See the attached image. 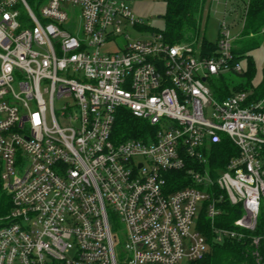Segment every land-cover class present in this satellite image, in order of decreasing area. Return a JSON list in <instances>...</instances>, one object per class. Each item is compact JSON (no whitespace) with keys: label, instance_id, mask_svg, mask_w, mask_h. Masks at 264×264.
Listing matches in <instances>:
<instances>
[{"label":"built area","instance_id":"obj_1","mask_svg":"<svg viewBox=\"0 0 264 264\" xmlns=\"http://www.w3.org/2000/svg\"><path fill=\"white\" fill-rule=\"evenodd\" d=\"M127 1L0 0V264L188 263L260 224L264 254V95L208 85L243 71L229 25L206 55L145 31ZM249 2L229 0L243 22ZM121 108L151 131L120 139ZM226 206L233 227L214 226Z\"/></svg>","mask_w":264,"mask_h":264},{"label":"trees","instance_id":"obj_2","mask_svg":"<svg viewBox=\"0 0 264 264\" xmlns=\"http://www.w3.org/2000/svg\"><path fill=\"white\" fill-rule=\"evenodd\" d=\"M233 2L243 0H232ZM28 7L36 12L45 0H25ZM166 7L163 16L164 29L161 32L164 41L173 43H199L202 53H210L215 48V42H210L201 35V23L203 11L206 8L207 0H165ZM240 3H238V6ZM209 6V5H208ZM240 12V10H236ZM240 15V14H239ZM264 42V0H250L243 28L240 35L233 41V62H239L240 58L246 57L247 69L241 73L227 71L209 80V87L216 99H223L231 93L239 90L252 91L253 98L264 95V73L261 82L253 86L251 79L254 71L253 62L249 52ZM237 78H241V82ZM235 82V83H234ZM231 86V87H230ZM232 90V91H231ZM150 126L135 117L125 108L119 109L115 121V133L120 139L142 137L149 132ZM220 161L227 158V154L220 150L224 146L217 145ZM230 148V147H228ZM177 178L183 176L178 172ZM174 185L179 187L184 183ZM9 210V198L3 193L0 184V216ZM239 216V210L226 206L222 217L218 218L214 226L232 228V221ZM201 230L209 236L210 228L205 219H202ZM261 232V224L255 232H247L245 237L239 241L225 240L222 243H211L209 249L201 258L188 262L187 264H264V254L261 251L255 255L256 246L252 243L251 237Z\"/></svg>","mask_w":264,"mask_h":264},{"label":"rangeland","instance_id":"obj_3","mask_svg":"<svg viewBox=\"0 0 264 264\" xmlns=\"http://www.w3.org/2000/svg\"><path fill=\"white\" fill-rule=\"evenodd\" d=\"M126 6L129 8L133 17L140 19L145 31H162L164 29L163 16L166 7L165 0H128ZM205 6L206 8L203 11L201 23V35H203L207 41L215 42L218 39L220 23L222 21L229 25V35L234 40L240 35L244 22L240 18L238 12L233 10V6L229 3V0H207ZM127 31L129 33V41L132 42L139 37L138 30L133 29L131 26H128ZM143 33L147 34V32ZM123 40V38H118L117 44L122 46ZM106 49L112 51L113 45H111L110 48L106 47ZM249 55L251 56L254 67L251 82L253 86H257L261 82L264 73V42H261L259 46L251 50ZM239 64L243 70H246L248 65L247 58H240ZM237 79L238 81L236 82H241V78ZM61 103L60 100H56V107L61 106ZM109 223L112 232L117 236L118 242L122 244L123 235L125 233L123 224L111 213L109 214ZM118 242H116V251L120 249ZM68 249L69 254H67V256H70L74 250L73 245ZM176 264L187 263L185 260H182Z\"/></svg>","mask_w":264,"mask_h":264},{"label":"crops","instance_id":"obj_4","mask_svg":"<svg viewBox=\"0 0 264 264\" xmlns=\"http://www.w3.org/2000/svg\"><path fill=\"white\" fill-rule=\"evenodd\" d=\"M210 3H211V1H210Z\"/></svg>","mask_w":264,"mask_h":264}]
</instances>
